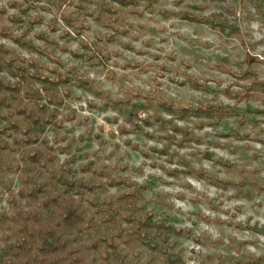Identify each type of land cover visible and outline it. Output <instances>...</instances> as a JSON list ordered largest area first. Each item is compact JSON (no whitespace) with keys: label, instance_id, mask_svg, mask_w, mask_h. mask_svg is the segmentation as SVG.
Instances as JSON below:
<instances>
[{"label":"rangeland","instance_id":"374dc122","mask_svg":"<svg viewBox=\"0 0 264 264\" xmlns=\"http://www.w3.org/2000/svg\"><path fill=\"white\" fill-rule=\"evenodd\" d=\"M8 1L0 0V7ZM96 1L41 0L31 10L37 21L31 23L28 38L37 47H46L53 59L35 52L31 56L46 74L67 69L70 74L60 92L64 104L57 125L48 127L40 147L54 156L59 182L66 177L82 183L85 196L103 208L119 192L136 191L145 214L152 212L156 222L163 220L183 231L179 236L169 234L171 246L160 254L152 255L139 242L120 247L124 255L120 264H264V190L248 182L264 187V102L240 103V111L216 127L205 119L198 120L204 122L202 127L193 118L177 122L191 138L178 147L174 140L180 135L154 121L151 109L132 117L113 112L86 87L96 86L115 97L121 96L120 87L135 85L145 94L157 90L176 104L233 105L223 90L229 89L234 78L217 66L237 72L246 67L248 56L264 60V22L258 19L256 4L215 0L204 11L219 14L242 40L203 24L145 12L143 16L126 13V34H115L108 41V29L84 8L95 11ZM188 2L203 1H183ZM159 6L184 7L175 6L173 0H160ZM7 10L13 12L9 6ZM0 42L29 55L9 39L0 38ZM93 52L98 53L88 62L87 55ZM102 52L110 58H102ZM253 68L264 80V63ZM185 74L197 76L205 89L180 85L177 80ZM57 83L62 86V79ZM165 134L175 139H165ZM164 148L166 154L161 153ZM12 158L0 152L1 213L9 211L7 189L17 192L28 185L16 170L17 163L22 166L18 154ZM220 162L234 167L228 169ZM187 166L210 175L208 181L181 173ZM239 167L246 171L237 172ZM174 170L177 175L168 173Z\"/></svg>","mask_w":264,"mask_h":264},{"label":"trees","instance_id":"16d2710c","mask_svg":"<svg viewBox=\"0 0 264 264\" xmlns=\"http://www.w3.org/2000/svg\"><path fill=\"white\" fill-rule=\"evenodd\" d=\"M40 1L9 0L6 7H0V38L9 39L29 54L21 55L0 42V152L13 158L18 154L22 166L17 163L16 170L21 172L22 181L28 184L21 186L17 192L7 189L5 199L9 211L0 212V264H91L94 261L120 264L124 261L120 247H131L137 242L152 250V255L163 253L171 246L168 235L179 236L183 231L163 220L156 222L152 212L145 214L141 196L136 191L119 192L105 202L106 208H103L85 196L82 183L69 182L66 177L59 182L53 168L54 156L40 150L48 127L57 125L59 109L64 104L60 92L65 90V83L70 79V74H67L69 69L65 72L50 70L51 74H46L42 64L31 56L35 52L53 59L46 47H37L28 38L31 23L37 21L31 10ZM183 1L173 0L175 6H184L180 9L162 8L160 0H97L95 11L88 6L84 8L90 9L86 13L93 15L102 27L108 29V41L114 40L115 34H126V13L143 16L145 12L203 24L228 37L242 40L239 31L219 14L204 13L209 2L215 0H202V4ZM252 1L256 4L258 19L264 22V0ZM8 6L13 12L7 10ZM42 39L48 41L46 37ZM96 49L102 51L101 47ZM96 53L87 55V61H93ZM101 54L102 58H110L107 52ZM248 57L246 67L237 72L223 65L217 66L221 72L234 78L229 89L223 90L233 105L203 102L196 105L176 104L157 90L145 94L135 85L120 87L121 96L115 97L96 86L86 87L103 100L104 108L113 112L132 117L138 111L151 109L154 121L167 125L170 131L180 135L174 142L183 147L184 142L191 138L187 129L177 122L193 118L196 119L195 124L202 127L204 122L199 121L205 119L207 125L216 127L233 113H238L240 103L264 102V80L253 68V64L264 63V60L256 56ZM132 66L147 71L142 65ZM58 78L62 79V86L57 83ZM170 79L175 80L174 77ZM177 82L194 90L206 87L193 75L185 74ZM239 119L242 120L240 123H246L243 118ZM163 137L175 139L174 135L165 134ZM165 148L161 150L162 154L167 153ZM220 164L228 169L234 167L223 162ZM239 168L236 169L239 173L246 171ZM175 171L168 173L177 175ZM181 171L207 181L210 176L194 167L187 166ZM248 182L252 187L264 190L262 184ZM242 183L245 185V182Z\"/></svg>","mask_w":264,"mask_h":264}]
</instances>
